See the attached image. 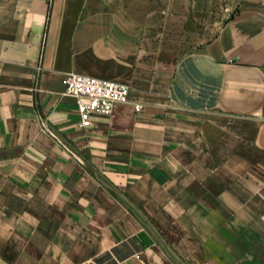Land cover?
<instances>
[{"label": "crops", "instance_id": "crops-1", "mask_svg": "<svg viewBox=\"0 0 264 264\" xmlns=\"http://www.w3.org/2000/svg\"><path fill=\"white\" fill-rule=\"evenodd\" d=\"M0 264H264V0H0Z\"/></svg>", "mask_w": 264, "mask_h": 264}, {"label": "built area", "instance_id": "built-area-1", "mask_svg": "<svg viewBox=\"0 0 264 264\" xmlns=\"http://www.w3.org/2000/svg\"><path fill=\"white\" fill-rule=\"evenodd\" d=\"M62 83L64 94L77 98L83 126H89L94 115L107 116L116 103H125L130 99V86L114 79L71 71L63 75ZM135 108L139 110L141 105L137 103Z\"/></svg>", "mask_w": 264, "mask_h": 264}]
</instances>
